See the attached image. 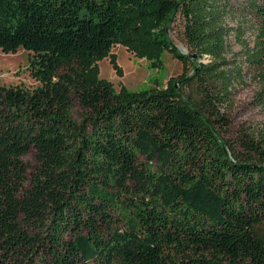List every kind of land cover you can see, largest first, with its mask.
Instances as JSON below:
<instances>
[{
  "label": "trees",
  "instance_id": "16d2710c",
  "mask_svg": "<svg viewBox=\"0 0 264 264\" xmlns=\"http://www.w3.org/2000/svg\"><path fill=\"white\" fill-rule=\"evenodd\" d=\"M118 45L192 72L117 92ZM20 49L41 87L0 86V264H264V130L223 136L239 84L264 108V0H0Z\"/></svg>",
  "mask_w": 264,
  "mask_h": 264
},
{
  "label": "rangeland",
  "instance_id": "374dc122",
  "mask_svg": "<svg viewBox=\"0 0 264 264\" xmlns=\"http://www.w3.org/2000/svg\"><path fill=\"white\" fill-rule=\"evenodd\" d=\"M185 22L178 17L172 26L171 38L175 46L184 54L191 52L190 45L185 38ZM234 50L240 47L234 45ZM112 55L116 57L112 62L111 57L100 61L99 78L111 83L117 92L122 88L130 91H142L145 89L165 88L170 82L176 81L182 74L192 72V66L174 59L168 52H164L159 65H152L147 58L136 57L123 45L113 48ZM31 54L20 49L16 54H4L0 50V86L22 87L29 92L36 91L41 83L35 80L30 71ZM119 68H117V67ZM121 70V74L119 73ZM260 89V84L249 79L245 84H239L233 92L231 102L225 110L229 125L223 132V136L229 140H235L241 131L257 132L264 130V108L257 106L255 96ZM81 108L74 103V112L77 115ZM33 171L36 166L34 154L24 158Z\"/></svg>",
  "mask_w": 264,
  "mask_h": 264
},
{
  "label": "water",
  "instance_id": "95a60500",
  "mask_svg": "<svg viewBox=\"0 0 264 264\" xmlns=\"http://www.w3.org/2000/svg\"><path fill=\"white\" fill-rule=\"evenodd\" d=\"M195 58V57H194Z\"/></svg>",
  "mask_w": 264,
  "mask_h": 264
}]
</instances>
